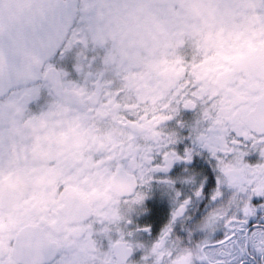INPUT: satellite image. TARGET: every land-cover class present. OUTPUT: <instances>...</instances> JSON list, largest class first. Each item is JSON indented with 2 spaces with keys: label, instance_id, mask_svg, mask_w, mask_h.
<instances>
[{
  "label": "flooded vegetation",
  "instance_id": "1",
  "mask_svg": "<svg viewBox=\"0 0 264 264\" xmlns=\"http://www.w3.org/2000/svg\"><path fill=\"white\" fill-rule=\"evenodd\" d=\"M0 96V264H264V0H60Z\"/></svg>",
  "mask_w": 264,
  "mask_h": 264
},
{
  "label": "water",
  "instance_id": "2",
  "mask_svg": "<svg viewBox=\"0 0 264 264\" xmlns=\"http://www.w3.org/2000/svg\"><path fill=\"white\" fill-rule=\"evenodd\" d=\"M68 24L69 8L60 0H0V96L37 77Z\"/></svg>",
  "mask_w": 264,
  "mask_h": 264
}]
</instances>
